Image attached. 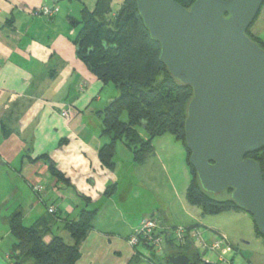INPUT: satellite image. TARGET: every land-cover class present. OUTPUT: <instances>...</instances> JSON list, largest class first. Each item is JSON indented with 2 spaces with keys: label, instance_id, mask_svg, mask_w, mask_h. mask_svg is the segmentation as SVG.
<instances>
[{
  "label": "crops",
  "instance_id": "1",
  "mask_svg": "<svg viewBox=\"0 0 264 264\" xmlns=\"http://www.w3.org/2000/svg\"><path fill=\"white\" fill-rule=\"evenodd\" d=\"M95 2L0 0V264H13L9 217L17 212L26 226L43 221L46 240L59 236L73 245L65 224L78 221L83 210L94 211L76 264H161L148 253L151 249H132L128 238L150 217H165L164 222L158 218L165 229L159 233L162 242L168 241L167 230L178 227L169 212L164 214L159 198L133 175L142 165L132 156L117 158L116 145L113 169L98 157L108 143L101 136L100 113L116 93L112 86L104 93L106 86L76 57L80 27L70 21L79 20L84 8L93 10ZM41 7L58 12L50 19L34 14ZM53 171L60 175L58 182ZM33 184L43 186V203ZM108 187L110 196L105 195ZM142 203L147 207L137 212ZM50 206L57 209L54 217L47 212ZM198 227L192 228L186 248L200 244L194 237ZM205 230L200 241L220 236L210 227Z\"/></svg>",
  "mask_w": 264,
  "mask_h": 264
},
{
  "label": "water",
  "instance_id": "2",
  "mask_svg": "<svg viewBox=\"0 0 264 264\" xmlns=\"http://www.w3.org/2000/svg\"><path fill=\"white\" fill-rule=\"evenodd\" d=\"M264 0H135L159 60L190 87L185 146L201 189L252 216L264 238V180L246 156L264 149V49L247 36ZM165 264H213L199 252L176 251Z\"/></svg>",
  "mask_w": 264,
  "mask_h": 264
},
{
  "label": "trees",
  "instance_id": "3",
  "mask_svg": "<svg viewBox=\"0 0 264 264\" xmlns=\"http://www.w3.org/2000/svg\"><path fill=\"white\" fill-rule=\"evenodd\" d=\"M175 1L185 9L195 2ZM113 2L96 0L93 10L84 8L79 20L70 19L71 24L80 27L74 41L76 57L95 78L104 86L110 84L116 93L100 113L101 136L108 139L98 152L101 163L113 169L116 145L122 143L130 151L133 162L143 164L154 154L152 140L170 135L186 150L191 177L186 193L188 204L199 208L205 216L244 212L230 201V191L222 194L223 198H217L201 189L196 173L188 163L190 152L185 146L184 122L192 90L176 82L159 60L160 45L151 40L143 26L135 0H120L116 10L112 7ZM246 33L264 49L261 38L251 33L250 29ZM123 114L126 120H123ZM246 157L259 163L264 180V149ZM53 174L58 182L60 175L56 171ZM112 190L108 187L105 195L110 196ZM94 215V211L83 210L78 221L65 224V230L74 241L73 245H68L59 236L46 240L43 221L26 226L21 214L13 213L9 217L12 239L9 257L12 263L76 264L81 256L79 245L91 228ZM256 231L258 233L257 228ZM167 242L175 245L171 240ZM187 243L189 238L177 249L185 248ZM188 250L197 252L194 247Z\"/></svg>",
  "mask_w": 264,
  "mask_h": 264
},
{
  "label": "rangeland",
  "instance_id": "4",
  "mask_svg": "<svg viewBox=\"0 0 264 264\" xmlns=\"http://www.w3.org/2000/svg\"><path fill=\"white\" fill-rule=\"evenodd\" d=\"M119 2L120 0H114L112 5L114 10L118 8ZM249 29L251 33L258 35L264 41V4ZM110 86V84L106 85L107 89L104 93L110 91ZM122 118L126 120V115L123 114ZM162 137L164 138L158 139H169V143H164V140L158 143L157 138L152 140L154 154L141 164L142 166H137L134 171L133 175L140 184H143V188L150 190L159 198L164 214L169 212V216L173 218L178 227L192 229V226L195 228L199 225L200 234L205 233V228L209 227L219 232V237H223L230 244L229 253L225 255L228 261L232 260L233 264H264V238L258 235L251 215L241 211H230L216 216H205L199 208L188 204L186 193L191 177L186 162V150L172 136ZM124 147L121 143L117 144V158L132 156L130 151ZM215 197L223 198L221 195ZM146 207L147 205L142 203L140 207L137 206V212ZM164 218L161 217L160 220L164 222ZM196 247L204 261L217 264V254L202 249L198 243ZM175 248L177 249V245L172 248L164 241L159 250L156 248L148 253L163 264L161 260L164 254H170V250H175Z\"/></svg>",
  "mask_w": 264,
  "mask_h": 264
},
{
  "label": "built area",
  "instance_id": "5",
  "mask_svg": "<svg viewBox=\"0 0 264 264\" xmlns=\"http://www.w3.org/2000/svg\"><path fill=\"white\" fill-rule=\"evenodd\" d=\"M58 12V8H47L41 7L37 9L34 14H41L46 16L47 18H53ZM61 115L68 119L69 114L68 111H63ZM32 191L35 194V197L39 203H43V194L44 188L40 184H33L31 185ZM48 214L55 216L57 209L53 206L48 207L47 209ZM165 232L163 229L161 222L156 217H150L141 222L137 229L133 231V233L128 238L129 246L136 250L139 246L147 247L154 251V249H160V245L162 243V239L159 236V233ZM168 235V240H171L176 245L184 244L185 240L189 238V235L192 231H187L182 227H174L166 231ZM194 237L200 242V246L204 250H209L217 254V264H231L225 258L226 252L229 250V244L223 237H218L217 239L207 242V241H200L201 237L199 233H194ZM157 251V250H156Z\"/></svg>",
  "mask_w": 264,
  "mask_h": 264
},
{
  "label": "flooded vegetation",
  "instance_id": "6",
  "mask_svg": "<svg viewBox=\"0 0 264 264\" xmlns=\"http://www.w3.org/2000/svg\"><path fill=\"white\" fill-rule=\"evenodd\" d=\"M181 245H184V244H181ZM173 246L175 247V245H173ZM178 246H180V245H177V247H178ZM176 251H185V252H189L190 254H194L193 251H189L186 247L183 248V249H176L174 252H176ZM163 264H165V263H164V259H163Z\"/></svg>",
  "mask_w": 264,
  "mask_h": 264
}]
</instances>
